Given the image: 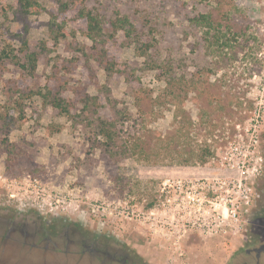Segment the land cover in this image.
Segmentation results:
<instances>
[{
  "label": "rangeland",
  "instance_id": "obj_1",
  "mask_svg": "<svg viewBox=\"0 0 264 264\" xmlns=\"http://www.w3.org/2000/svg\"><path fill=\"white\" fill-rule=\"evenodd\" d=\"M82 1L99 36L74 9L53 26V0L31 12L0 0V215L79 227L126 264H264L245 251L264 242V0ZM201 13L210 27L192 21ZM253 130L250 202L205 235L213 205L198 198L212 191L176 184L212 182L228 142Z\"/></svg>",
  "mask_w": 264,
  "mask_h": 264
},
{
  "label": "flooded vegetation",
  "instance_id": "obj_2",
  "mask_svg": "<svg viewBox=\"0 0 264 264\" xmlns=\"http://www.w3.org/2000/svg\"><path fill=\"white\" fill-rule=\"evenodd\" d=\"M92 243L91 237L79 227L0 215V264H58L59 255L88 258L91 264L127 263V255L124 258L121 253L108 250V246L92 247ZM13 244H16V253L22 256L17 263L10 257ZM245 251L251 255L248 257L250 262L258 263L264 242ZM34 254L36 256L32 257Z\"/></svg>",
  "mask_w": 264,
  "mask_h": 264
},
{
  "label": "built area",
  "instance_id": "obj_3",
  "mask_svg": "<svg viewBox=\"0 0 264 264\" xmlns=\"http://www.w3.org/2000/svg\"><path fill=\"white\" fill-rule=\"evenodd\" d=\"M255 130V129H254ZM251 132L248 143L243 140L229 141L226 150L219 159V175L212 182L176 184L178 192L186 193L190 189L196 190L207 187L211 190L213 197L206 198L205 194L198 198V205L203 201L213 205L212 212L208 216L211 220L202 221V232L205 235H216L227 230L220 226L226 221H236L241 208L250 202L251 178L259 173L262 158L254 155L257 137ZM168 181V179L166 180ZM166 182L164 181V184ZM174 189V191H176ZM169 203V199L167 200ZM205 219V218H204Z\"/></svg>",
  "mask_w": 264,
  "mask_h": 264
},
{
  "label": "trees",
  "instance_id": "obj_4",
  "mask_svg": "<svg viewBox=\"0 0 264 264\" xmlns=\"http://www.w3.org/2000/svg\"><path fill=\"white\" fill-rule=\"evenodd\" d=\"M53 1H54V8L52 9L49 15L51 18V24L53 26L56 25L59 26L60 24L59 21H61V23H65L68 17V12L74 9L77 16L81 18L86 24L87 35L90 38L99 36L102 30L101 20L97 14H95L89 9H86V6L83 4L82 0H80L79 2L80 5L76 3L75 0H53ZM16 2L19 4L21 10L24 12L39 10V4L37 0H16ZM192 21L195 24H203L208 27L211 26V21L208 15L202 13L195 16ZM125 22H127V20ZM36 61H37V54L35 52L27 53L26 63L22 64V67L29 69V72L33 71L36 67ZM113 65L114 63H110L108 69L109 70L112 69ZM39 94L42 96L43 102L45 104H49L52 107L58 108L60 112L63 113L69 112L68 104L65 98H63L62 96L51 93L50 90H48L47 88L44 91L39 90ZM91 99L92 98L89 97L86 98L85 101H83L84 105H87L88 101H90ZM107 125L108 124L105 121H102L100 129L103 135H105V137L110 138V130L107 128Z\"/></svg>",
  "mask_w": 264,
  "mask_h": 264
}]
</instances>
